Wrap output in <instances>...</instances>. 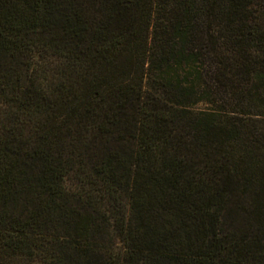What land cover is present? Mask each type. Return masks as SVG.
<instances>
[{
    "label": "trees",
    "instance_id": "trees-1",
    "mask_svg": "<svg viewBox=\"0 0 264 264\" xmlns=\"http://www.w3.org/2000/svg\"><path fill=\"white\" fill-rule=\"evenodd\" d=\"M0 264H264V0H0Z\"/></svg>",
    "mask_w": 264,
    "mask_h": 264
},
{
    "label": "rangeland",
    "instance_id": "rangeland-1",
    "mask_svg": "<svg viewBox=\"0 0 264 264\" xmlns=\"http://www.w3.org/2000/svg\"><path fill=\"white\" fill-rule=\"evenodd\" d=\"M197 109H207V108H209L207 105H199V106H197L196 107Z\"/></svg>",
    "mask_w": 264,
    "mask_h": 264
}]
</instances>
